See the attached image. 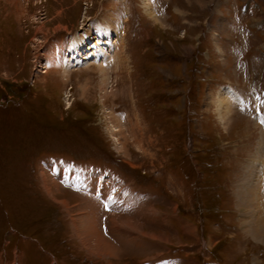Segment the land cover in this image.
Masks as SVG:
<instances>
[{"label": "rangeland", "instance_id": "374dc122", "mask_svg": "<svg viewBox=\"0 0 264 264\" xmlns=\"http://www.w3.org/2000/svg\"><path fill=\"white\" fill-rule=\"evenodd\" d=\"M235 1L0 0V264H264V0Z\"/></svg>", "mask_w": 264, "mask_h": 264}, {"label": "bare ground", "instance_id": "6f19581e", "mask_svg": "<svg viewBox=\"0 0 264 264\" xmlns=\"http://www.w3.org/2000/svg\"><path fill=\"white\" fill-rule=\"evenodd\" d=\"M96 47V50H97V47H98V50H101V48L99 47V46H95ZM116 48V47H115ZM97 50V51H98ZM70 53L69 54H71V57L70 58H75V57H77L78 56V54H77V51H76V44L74 43L73 44V46H72V48H71V50L69 51ZM84 57V56H83ZM83 57H81V59H83ZM71 60V59H70ZM71 62V61H70ZM45 68V67H44ZM223 99V98H222ZM219 106L221 107H219V112H220V116H223V114L222 113H224V111H223V107H224V110H226V108H227V104L226 103H224V100H219ZM92 220H93V222L95 223V218H92ZM257 225V227H256V230L254 231L255 232V234L257 233V232H260L259 230H261V234H260V236L261 237H264V224H260V223H257L256 224ZM96 229V230H95ZM91 232H92V234H91ZM253 232V233H254ZM89 234V235H88ZM256 235H258V234H256ZM100 234H98V230H97V228H94V225H93V228L92 229H90L88 232H87V238L88 237H90V238H92L95 242H94V247H93V249H96V250H99V251H103V250H106L107 251V248L108 247H111L112 249H113V256L116 258V257H118V255L120 254V252H119V250H117L113 245H111L109 242H107V245H106V243L104 242V238H103V236H101ZM259 236V235H258ZM105 248V249H104ZM110 249V248H109ZM118 253H117V252ZM108 252V251H107ZM111 252V251H110ZM112 255V254H111Z\"/></svg>", "mask_w": 264, "mask_h": 264}, {"label": "snow or ice", "instance_id": "6c2138e0", "mask_svg": "<svg viewBox=\"0 0 264 264\" xmlns=\"http://www.w3.org/2000/svg\"><path fill=\"white\" fill-rule=\"evenodd\" d=\"M261 122L264 123V120H262Z\"/></svg>", "mask_w": 264, "mask_h": 264}]
</instances>
